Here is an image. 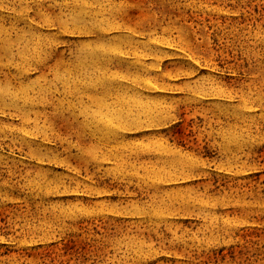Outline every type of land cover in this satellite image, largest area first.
I'll list each match as a JSON object with an SVG mask.
<instances>
[{"label":"rangeland","instance_id":"374dc122","mask_svg":"<svg viewBox=\"0 0 264 264\" xmlns=\"http://www.w3.org/2000/svg\"><path fill=\"white\" fill-rule=\"evenodd\" d=\"M20 1L77 29L17 22ZM0 26V264H264V0H1ZM30 36L75 128L35 119L61 94L23 104L60 86L18 71Z\"/></svg>","mask_w":264,"mask_h":264},{"label":"bare ground","instance_id":"6f19581e","mask_svg":"<svg viewBox=\"0 0 264 264\" xmlns=\"http://www.w3.org/2000/svg\"><path fill=\"white\" fill-rule=\"evenodd\" d=\"M0 3H1V0H0ZM42 4V3H41ZM41 4H37L36 8L35 9H32L31 7H29L27 4L24 5L22 4V2L20 1L19 4H13L11 5V10L16 13L14 15H16L17 17V22H20L22 20V18L26 15H28L29 13H33L34 14V17H38V22L43 24L44 25H50V26H56L61 32L65 33V31H72V32H75V30L77 29H73L71 30L70 27H68L70 24H66L65 21H62L61 18H58V17H55V19L51 20L50 18H46V16H44V14H40V11L41 10H49V7H43ZM71 7V6H70ZM61 14V13H60ZM70 16V15H69ZM73 20V19H72ZM90 20V19H89ZM23 21V20H22ZM76 21V20H74ZM78 21V20H77ZM101 22V21H100ZM22 23V22H21ZM77 23V22H76ZM85 23V22H83ZM17 24V23H16ZM73 24V23H72ZM78 24V23H77ZM74 25V24H73ZM84 25V24H83ZM88 25V24H87ZM87 25H86V29L87 28ZM85 26V25H84ZM90 26V25H89ZM75 27V26H74ZM83 26H81L82 28ZM92 28V27H91ZM85 30V29H83ZM91 30V29H90ZM113 30V29H112ZM0 31L3 32L4 31V27L3 26H0ZM7 31V30H6ZM35 31V30H34ZM80 31V30H79ZM82 31V30H81ZM88 31V30H87ZM93 31V30H92ZM114 31V30H113ZM119 31V30H118ZM86 32V31H85ZM90 33H97V32H90ZM75 34V33H74ZM80 34V33H79ZM87 34V33H86ZM101 34V33H100ZM103 34V33H102ZM29 36V35H28ZM95 37H97V34H94ZM98 38V37H97ZM17 39L20 40L21 37L17 35ZM23 41H25V44H23V47L21 46L20 49L17 48L16 52L17 54H12L11 56V59L14 61L15 58L18 59V63L17 65L20 66V67H17L18 71L20 69H23L24 67L26 66H32L33 64L35 65V67L37 68V70H45L44 68H46V65L51 62L53 59H52V55L51 53H47V45L46 42L43 41V38L41 36H30L28 38H25ZM60 44V43H59ZM14 47V46H13ZM28 48V49H27ZM57 49V48H56ZM21 50V51H20ZM57 52V50H55ZM84 51V49H83ZM98 51V50H97ZM106 51V50H105ZM88 52V51H87ZM90 52H92V50H90ZM103 52V50H102ZM107 52V51H106ZM113 52V51H112ZM110 52V53H112ZM29 53V54H28ZM95 53V52H94ZM100 53H101V50H100ZM28 54V55H27ZM108 54V53H107ZM27 55V56H25ZM56 55V54H54ZM53 55V56H54ZM83 55V54H82ZM105 55V54H104ZM112 55H116V54H112ZM98 56V55H97ZM101 56V55H100ZM99 56V57H100ZM105 57V56H104ZM109 58V57H108ZM108 58H98V57H95L93 56L92 54H85V56L83 58H80V61L84 64L86 62H90L92 63V68L94 71H98L100 70V74L101 75H104L105 70H106V62L109 61ZM54 63L51 65L49 64L50 66H48L47 68H50L51 71L53 72V77H54V80H56L60 86L59 87H56V85L54 86L55 90H53L51 92V86H48L46 84L44 85H37L36 87H33L31 88V90H35V93H33L36 97H33L32 95H30L31 97H28V93H23V104H25L28 108L30 109H33L35 107H42L44 108L45 105H49V102H46L44 101L43 99H47L49 98V95L51 94H61L63 95V98L62 99H56V103L55 104V112L52 113L51 115H47L45 113H42V114H35V119L41 117L44 119V122L43 123H48L50 125V123H54V122H60L63 124V126L65 127V123L69 126V127H72V128H75L76 125L78 124L77 122V115L74 114V112H71L69 110H66L65 111V87L67 85V82L65 81V71H64V75L63 76H60V74L58 73V70L60 67L63 66V62H59L57 61L56 59H54ZM61 60V58L59 59ZM116 60V58H115ZM112 61V60H111ZM33 62V64L31 63ZM137 62V61H136ZM52 63V62H51ZM78 63V62H77ZM109 63V62H108ZM113 63V62H112ZM108 65V64H107ZM110 65V64H109ZM113 65V64H112ZM110 65V66H112ZM109 66V67H110ZM66 67V66H65ZM79 67V66H77ZM81 67V66H80ZM83 67V66H82ZM104 67H105V70H104ZM86 68V66L84 67ZM83 68V69H84ZM90 69V68H89ZM85 70V69H84ZM110 70V69H109ZM75 71V70H74ZM89 71V70H87ZM93 71V72H94ZM46 72V70H45ZM49 72V71H48ZM77 72V71H76ZM81 72H83L81 70ZM86 72V71H84ZM92 72V73H93ZM108 72V71H107ZM42 74V75H41ZM40 75L41 77L44 79V72H42ZM77 74V73H75ZM98 74V73H97ZM68 75V74H67ZM82 75V74H81ZM99 75V74H98ZM91 76V74L89 75V77ZM40 77V76H39ZM74 77V76H73ZM76 77V76H75ZM74 77V78H75ZM67 78V77H66ZM72 78V77H71ZM79 78V76L77 77ZM86 78V77H84ZM76 79V78H75ZM74 79V80H75ZM80 79V78H79ZM82 79V78H81ZM116 79V77H114L107 88L104 89V91H97V88H95L94 85H92L91 83H84L82 82V84H77V83H72L71 86H76L74 89L77 90V96H76V99H80L86 95V98L88 99L87 96H91L92 94H97V95H100V93H102L103 95L107 96V95H110V88L114 82V80ZM42 80V79H41ZM47 80V79H46ZM78 79L75 80V82L77 81ZM73 81V80H72ZM80 81V80H79ZM40 82V81H39ZM71 82V81H70ZM79 83V82H78ZM98 83V82H97ZM102 88L107 84V82H100L98 83ZM148 84V83H147ZM68 86V85H67ZM68 89H69V86H68ZM72 89V88H71ZM73 89V90H74ZM31 90H28V91H31ZM74 90V91H75ZM20 92H23V91H20ZM87 92V94H86ZM82 93V94H81ZM31 94V93H30ZM208 94V93H207ZM69 95V94H67ZM71 95V93H70ZM73 95V94H72ZM71 95V96H72ZM53 97V96H52ZM73 98V97H72ZM85 98V99H86ZM21 99V98H20ZM45 99V100H46ZM85 99H82V100H85ZM49 100V99H48ZM114 100V99H113ZM37 101V102H36ZM44 101V103H43ZM88 102V100H87ZM99 103V110L101 109L102 107V103L101 101L98 102ZM53 104V103H52ZM69 104V103H68ZM77 104V103H76ZM76 106V105H75ZM105 109H107V113L109 112V107L111 106L110 103L107 104V105H104ZM70 107V105L68 106ZM84 108L82 109L81 111V114L85 113V115H87V109L85 108V106H83ZM93 107V106H92ZM97 107V105H96ZM89 108V107H87ZM103 108V107H102ZM69 109V108H68ZM97 109V108H96ZM57 110V111H56ZM98 110V109H97ZM102 110V109H101ZM101 110L100 111H97V112H93V115L90 116V118H92V122L89 121L86 117L84 119V121L87 123L86 126L89 127V124L91 123H94L95 122V118L97 117L98 114L101 113ZM31 121V120H30ZM88 121L90 123H88ZM95 129L98 128V126L96 125L94 127ZM106 130V129H105ZM86 131V130H85ZM96 131V130H95ZM87 133V132H86ZM102 135V134H101ZM82 137V136H81ZM48 139V138H47ZM114 139V138H113ZM78 141V140H77ZM99 141V140H98ZM78 143V142H77ZM108 144V143H107ZM105 146V145H104ZM82 149V148H81ZM96 157V156H95ZM125 162V161H124ZM39 181V180H38ZM41 186V185H40ZM63 218V217H62Z\"/></svg>","mask_w":264,"mask_h":264}]
</instances>
